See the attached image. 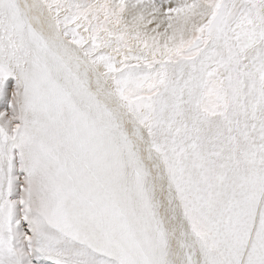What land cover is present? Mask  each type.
<instances>
[{
  "label": "snow or ice",
  "instance_id": "1",
  "mask_svg": "<svg viewBox=\"0 0 264 264\" xmlns=\"http://www.w3.org/2000/svg\"><path fill=\"white\" fill-rule=\"evenodd\" d=\"M0 264H264V0H0Z\"/></svg>",
  "mask_w": 264,
  "mask_h": 264
}]
</instances>
